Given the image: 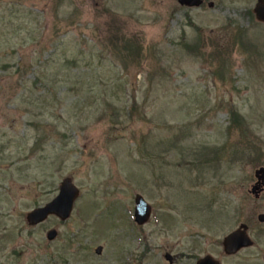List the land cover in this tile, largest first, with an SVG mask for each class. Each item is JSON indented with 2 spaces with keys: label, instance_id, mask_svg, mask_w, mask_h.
I'll list each match as a JSON object with an SVG mask.
<instances>
[{
  "label": "rangeland",
  "instance_id": "1",
  "mask_svg": "<svg viewBox=\"0 0 264 264\" xmlns=\"http://www.w3.org/2000/svg\"><path fill=\"white\" fill-rule=\"evenodd\" d=\"M256 2L0 0V264H194L241 223L222 264H264ZM66 177L70 215L28 224Z\"/></svg>",
  "mask_w": 264,
  "mask_h": 264
},
{
  "label": "water",
  "instance_id": "2",
  "mask_svg": "<svg viewBox=\"0 0 264 264\" xmlns=\"http://www.w3.org/2000/svg\"><path fill=\"white\" fill-rule=\"evenodd\" d=\"M180 5L192 7L199 6L203 0H177ZM212 5V2H209ZM256 18L264 22V0H257L253 9ZM255 182L251 186V192L257 198L260 193L264 191V166H259L254 170ZM79 194L78 188L73 184L69 177L64 178L58 188L57 195L45 203L43 206L32 209L26 214V220L28 224L35 225L44 221L49 215H55L60 219H66L73 207V202ZM134 220L137 224L145 223L151 214V206L146 200L140 195L136 194L134 198ZM259 222H264V212L257 215ZM247 225L241 223L236 229L229 232L222 241L223 249L226 253H234L242 247H249L253 245V240L248 234ZM57 231L50 229L46 233L48 240L55 238ZM102 247L97 246L95 248L96 253L101 252ZM167 259L170 260L169 254L166 255ZM264 261V255H263ZM196 264H218L211 255H206L200 258Z\"/></svg>",
  "mask_w": 264,
  "mask_h": 264
},
{
  "label": "flooded vegetation",
  "instance_id": "3",
  "mask_svg": "<svg viewBox=\"0 0 264 264\" xmlns=\"http://www.w3.org/2000/svg\"><path fill=\"white\" fill-rule=\"evenodd\" d=\"M203 1H204V0H203ZM203 1H202V3H203ZM202 3H201V4H202ZM201 4H200V5H201ZM200 5H199V6H200ZM262 192H264V191H262ZM262 192H261V193H262ZM226 235H227V234H226ZM226 235H225V236H226ZM225 236H224V237H225ZM224 237H223V238H224ZM222 241H223V239H222ZM222 241H221V245H222ZM246 248H248V247H242V248L238 249L236 252L228 254V253H226V252L224 251L223 246H222V249H221V250L223 251V254L221 255V257H219V256H218V257H214L213 255L207 253V254H205V255H203V256H201V257H198L194 264H196V262H197L200 258H202V257H204V256H206V255H211L216 261H218V264H222V262H221V258H222V257H224V258L237 257V256H238L242 251H244ZM262 260H263V256H262Z\"/></svg>",
  "mask_w": 264,
  "mask_h": 264
}]
</instances>
